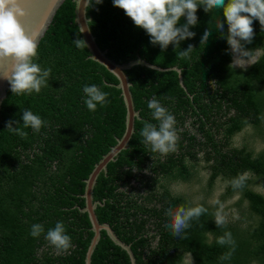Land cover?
<instances>
[{"label":"trees","instance_id":"obj_1","mask_svg":"<svg viewBox=\"0 0 264 264\" xmlns=\"http://www.w3.org/2000/svg\"><path fill=\"white\" fill-rule=\"evenodd\" d=\"M74 0H65L38 44V60L51 68L48 86L39 94L16 95L7 91L0 104V264H84L92 231L81 194L84 178L94 164L116 143L125 128V106L116 77L104 66L88 58L84 44L73 41L81 34L74 22ZM87 15L98 45L108 56L126 62L137 56L151 63L182 69L184 85L175 71H157L134 65L126 70L140 119L135 121L128 147L116 161L109 162L94 186V199L103 201L96 208L101 222H108L131 249L136 264H264V194L253 187L264 180V147L258 152L249 144L234 146L232 137L246 125L264 138V57L244 71L228 66L225 32L216 28L223 20L221 9L197 12L198 24L191 30L194 38L182 41L167 51L153 46L146 32L134 25L124 10L112 0L96 4L90 0ZM182 23L186 22L182 18ZM212 31L206 45H200L205 28ZM255 38L249 49L264 47V31L254 21ZM192 44L187 57L177 55ZM216 83L211 86V81ZM85 85H97L109 93L104 105L95 111L85 104ZM153 97L171 111L177 121V150L167 155L151 152L143 145V122L157 123L147 102ZM30 109L45 120L37 133L23 129L21 137L6 129L9 120H20L22 110ZM15 126V125H14ZM23 128L22 125H20ZM148 169V172H145ZM248 172L243 188L231 180ZM206 172V176L201 173ZM161 180H166L163 184ZM220 181L221 193L213 203L207 199ZM196 183L193 192L199 200L191 202L187 193L175 192L171 182ZM239 194L231 204L237 215L218 228L214 215L228 197ZM202 204L208 212L193 220L185 238L175 237L164 225L169 222L165 210L179 205ZM245 204V205H244ZM65 224L73 247L57 252L44 239L30 235L33 224H42L45 233L56 222ZM212 232L208 243L206 233ZM230 231L235 251L228 260L220 256L230 246L216 243L215 237ZM57 254L52 255L50 251ZM189 257V260L186 259ZM92 264H130L125 250L102 231L92 255Z\"/></svg>","mask_w":264,"mask_h":264},{"label":"clouds","instance_id":"obj_2","mask_svg":"<svg viewBox=\"0 0 264 264\" xmlns=\"http://www.w3.org/2000/svg\"><path fill=\"white\" fill-rule=\"evenodd\" d=\"M23 2L24 0H0V64L9 62L11 65L10 71L2 77L10 84L13 94H39L48 86L52 69H45L35 62L38 60V45L22 23L23 18L28 15L22 6ZM102 2L103 0H96V4ZM112 2L115 7L124 10L125 15L135 26L146 32L153 46H159L162 51H167L170 45L174 46L176 51L182 41L195 37L196 33L191 29L198 24L197 12L201 6L205 13L221 9L223 20L217 22L216 28L224 33L226 22L227 31L224 39L229 46L227 51L232 56L228 67L247 71L264 57V47L254 49L246 47L253 43L256 35L254 21L258 20L261 30L264 31V0H112ZM182 18L186 22L182 23ZM211 34L212 31L206 27L200 45H206ZM73 43L79 48L83 47L86 41L78 37ZM193 49L195 47L188 44L187 48L177 55L187 57ZM136 63L140 64L143 61L138 60ZM215 83L214 80L210 82L211 86ZM83 92L86 97L84 102L90 111H95L97 105H104L109 95L97 85H85ZM147 107L151 110L152 119L157 123L143 122L140 131L143 138L141 143L150 146L153 153L167 155L175 152L179 141L175 115L155 97L147 102ZM259 118L264 121V115ZM21 119L22 123L20 120H9L6 129L26 137L28 133L23 129L31 128L38 133L47 123L30 109L22 110ZM145 172H148V169H145ZM248 176L247 171L238 174L231 180L232 187L243 188ZM207 212L208 208L199 203L169 207L165 210V215L170 219L164 227L169 229L173 236L185 238L183 234L191 227V222L199 220ZM214 219L218 228H223L227 224L225 216L220 211L215 213ZM41 234H44V239L57 252H67L73 247L72 237L67 233L62 221L56 222L46 233L42 224H33L30 235L39 238ZM206 236L207 242L211 243L212 232L209 231ZM215 241L221 246L228 245L231 248V251L221 255L219 259L222 261L230 259L235 251V241L231 232L226 231L223 235L215 237Z\"/></svg>","mask_w":264,"mask_h":264},{"label":"water","instance_id":"obj_3","mask_svg":"<svg viewBox=\"0 0 264 264\" xmlns=\"http://www.w3.org/2000/svg\"><path fill=\"white\" fill-rule=\"evenodd\" d=\"M65 0H24L22 6L27 11V17L23 18L26 31L29 35H32L37 45L48 30L53 18ZM74 22L76 23L82 39L86 41L85 45L89 51L88 58L98 62L104 66L110 73H112L117 83H108L116 88L120 89V95L122 96L123 103L126 109L125 112V128L123 134L120 137H116V143L110 147V149L102 155V157L94 164L92 170L86 178H84V191L81 197L84 199V206L76 207L81 211L87 213L90 230L92 236L85 251L84 264H92V255L96 246L101 238L102 231H105L106 235L112 240V242L118 245L120 248L126 251L129 256L130 264H136V259L131 249V244L124 242L114 231L108 222H101L96 214V208L98 205H102L103 201L94 199L93 192L94 186L101 173L107 172V166L109 162L116 161L119 153L128 147V143L135 132V121L140 119V110L135 107L134 97L131 91L132 82L126 73V70L130 69L134 65L145 66L157 71H175L178 75L179 85L186 91V94L192 99V94L187 91L184 85L182 69L177 65L163 67L141 56H137L126 62H117L113 58L108 56V49L101 48L92 33L89 26L91 17L87 15V7L90 0H74ZM142 60L143 63L137 64L136 61ZM10 63L5 62L0 64V104L5 99L10 84L2 76L6 75L10 71Z\"/></svg>","mask_w":264,"mask_h":264},{"label":"rangeland","instance_id":"obj_4","mask_svg":"<svg viewBox=\"0 0 264 264\" xmlns=\"http://www.w3.org/2000/svg\"><path fill=\"white\" fill-rule=\"evenodd\" d=\"M249 144L252 148L256 150H260L264 147V138L261 135L254 132V128L251 125H246L241 131L234 134L232 137V144L234 146H242L243 144ZM203 176H206V172L201 173ZM220 185V181L216 183V188L213 191L212 195L207 199L208 203H213L217 199L218 195L221 193L222 188ZM172 189L179 191L180 193H187V196L191 197L190 199L193 201L199 200L198 195H194L193 192L197 189L196 183L192 182H180L174 181L171 185ZM255 190L264 193V180L259 184L254 185ZM239 198V194H234L227 199L224 200L219 205V211L225 216L226 219H232L235 215H237L236 207L232 206L237 199ZM245 205V204H244ZM187 260V259H186Z\"/></svg>","mask_w":264,"mask_h":264},{"label":"flooded vegetation","instance_id":"obj_5","mask_svg":"<svg viewBox=\"0 0 264 264\" xmlns=\"http://www.w3.org/2000/svg\"><path fill=\"white\" fill-rule=\"evenodd\" d=\"M253 128H254V126L253 125H251ZM254 132H255V128H254ZM254 149V148H253ZM254 151L255 152H258L259 150H256V149H254ZM161 182H163V184H166V180H161ZM174 182V181H173ZM173 182H171V185L173 184ZM175 190V189H174ZM175 192H179V191H176L175 190ZM264 194V193H263ZM191 202H196V201H198L197 199H196V201H193V200H190ZM50 253H52V255H55V254H57L56 252H53L52 250L50 251ZM189 260V257L187 258V261Z\"/></svg>","mask_w":264,"mask_h":264}]
</instances>
